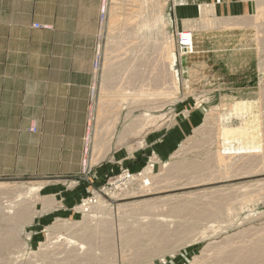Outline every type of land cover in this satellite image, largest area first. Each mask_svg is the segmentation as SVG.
Segmentation results:
<instances>
[{
	"label": "rangeland",
	"instance_id": "374dc122",
	"mask_svg": "<svg viewBox=\"0 0 264 264\" xmlns=\"http://www.w3.org/2000/svg\"><path fill=\"white\" fill-rule=\"evenodd\" d=\"M109 1L93 24L88 115L77 135L72 121L70 151L32 161L24 150L17 172L0 176V264H216L220 249L263 247L264 160L245 156L264 154L261 1L214 9L206 27L200 10L159 0V29L151 13L126 36L108 32ZM117 7L124 19L136 9Z\"/></svg>",
	"mask_w": 264,
	"mask_h": 264
},
{
	"label": "crops",
	"instance_id": "0c3cea01",
	"mask_svg": "<svg viewBox=\"0 0 264 264\" xmlns=\"http://www.w3.org/2000/svg\"><path fill=\"white\" fill-rule=\"evenodd\" d=\"M102 1L0 0V176L17 172L24 150L35 153L32 161L41 150L70 151L72 121L77 135L88 115L87 57ZM246 1L197 2L230 14Z\"/></svg>",
	"mask_w": 264,
	"mask_h": 264
},
{
	"label": "bare ground",
	"instance_id": "6f19581e",
	"mask_svg": "<svg viewBox=\"0 0 264 264\" xmlns=\"http://www.w3.org/2000/svg\"><path fill=\"white\" fill-rule=\"evenodd\" d=\"M116 1H121V0H116ZM197 1H199V0H175L174 2H175V5H179V6H181V5H184V4H189L190 5V7H187L186 8V11L188 12V13H192V14H195L196 12H195V10H200V20L202 21L201 23L204 25V26H206V27H211V26H214L215 25V20H212V19H210V17H209V14H212L213 12H214V10L212 9V8H209V7H205V6H203L202 7V5H199L198 4V2ZM246 1V0H245ZM261 1V5L264 7V0H260ZM111 4L113 3L114 5H112L113 7H110V11H109V17H108V32H109V34H113V33H116V34H118V35H121V36H126L127 34H128V28H129V26H130V24L133 26H135V27H137L138 25H141L140 26V30H142L143 28H144V23H146L147 21H148V19H145V16L147 17V16H149V14H153L156 18H155V24H156V28H158L159 29V27H160V18L158 17L159 15H160V12L157 14L156 12H157V9L160 7V4H159V0H124V1H122V3L121 4H117L116 5V7H115V3H114V1L113 0H110L109 1ZM255 2V1H254ZM263 2V3H262ZM118 3V2H117ZM198 4L199 5V7H197V8H193V7H191V5H193V4ZM249 4L250 3V1L249 0H247L246 1V3L245 4ZM107 0H104V2H103V11L106 13L107 11H106V7H107ZM137 4V5H136ZM158 4H159V7H158ZM121 6V7H128V6H131V7H134L135 8V6H136V9H131L130 11L132 12V14L130 13V17H129V15L128 16H125V19L124 18H122L121 17V14L119 13V10H122L121 8H119V7H117V6ZM254 6H255V4H254ZM145 7V8H144ZM255 8V7H254ZM125 9V8H124ZM178 9H180V8H178ZM182 9V11H184V9L185 8H181ZM215 9V8H214ZM161 10V9H160ZM125 11H129L127 8L125 9ZM156 14H157V16H156ZM258 16V15H257ZM256 16V17H257ZM264 16V15H263ZM140 17H141V19H140ZM214 17V16H213ZM261 17H262V15L259 17L260 19H261ZM134 18V19H133ZM135 18H137L138 19V21H136L135 20ZM159 18V19H158ZM256 19H258V18H256ZM262 19H263V17H262ZM229 20V19H228ZM251 20V19H250ZM131 21V22H130ZM240 21V20H239ZM242 21V20H241ZM244 21V20H243ZM262 21V20H261ZM264 21V20H263ZM142 22V23H141ZM184 22H187V23H189L188 21H184ZM256 22V21H255ZM245 23V22H244ZM250 23V22H249ZM262 23V22H261ZM248 24V23H247ZM251 24V23H250ZM242 25H243V22H242ZM252 25V24H251ZM227 26V25H226ZM246 26V25H245ZM148 26H146V28H147ZM138 29V28H137ZM121 30H123V31H121ZM201 30V29H200ZM114 31H118V32H114ZM132 31H134V29L132 30ZM145 32V29L142 31V33H141V35H144L143 33ZM157 37L158 38H160L161 36H162V33H161V30H157ZM124 34V35H123ZM182 34V33H181ZM264 34V33H263ZM133 35H135V34H133ZM180 35V34H179ZM133 37V36H132ZM123 38V37H122ZM128 39L130 38V37H127ZM264 38V37H263ZM126 39V38H125ZM125 39H121L120 38V40H119V42L120 41H122V40H125ZM128 39H126L127 40V42H128ZM111 40H115V39H110V40H108V41H111ZM143 40V39H142ZM179 40V39H178ZM117 41V40H116ZM144 41L145 40H143L142 41V43H144ZM148 41H150V40H148ZM259 41V40H258ZM114 42V41H113ZM118 42V41H117ZM118 42V43H119ZM147 42V41H146ZM152 42V41H151ZM263 42H264V39H263ZM148 43V42H147ZM155 43H157V44H155ZM155 45H158V42H156L155 41ZM162 43V42H161ZM172 43V42H171ZM115 45H117V44H115ZM121 45V44H120ZM164 45V44H163ZM179 45H180V49H181V51H183V52H185L186 54L188 53V51L189 50H192V46H193V43H192V39H191V35L190 34H188V33H186V34H182L181 35V37H180V41H179ZM145 46H147V45H145ZM144 46V47H145ZM173 46V45H172ZM111 47V46H110ZM109 47V48H110ZM155 47V46H154ZM117 48V47H116ZM120 48V47H119ZM166 48V47H165ZM169 48V47H168ZM146 51V50H145ZM164 51H166V49H164ZM168 51V50H167ZM116 53V52H115ZM166 53V52H165ZM156 55V54H155ZM163 55V54H162ZM166 55H167V53H166ZM169 55V54H168ZM110 56H112V55H110ZM114 56V55H113ZM117 56V55H116ZM105 58H107V57H105ZM110 58V57H109ZM117 58V57H116ZM115 58V59H116ZM158 58V57H157ZM108 59V58H107ZM112 59H113V57H112ZM115 59H114V61H115ZM171 59V58H170ZM118 60V59H117ZM156 61H157V59H155ZM107 61V60H106ZM109 61V60H108ZM107 61V62H108ZM155 61V62H156ZM168 61H170L169 59H168ZM106 62V63H107ZM112 62H113V60H112ZM111 62V63H112ZM120 62V61H119ZM148 62H150V61H148ZM147 62V63H148ZM161 62V61H160ZM151 63V62H150ZM150 63L148 64V66L150 65ZM152 64H154V63H152ZM170 64V63H169ZM108 65V64H107ZM110 65V64H109ZM133 65V64H132ZM161 65V64H160ZM111 66V65H110ZM152 66V65H151ZM147 67V66H146ZM154 66H152L151 68H153ZM142 68V67H141ZM150 68V69H151ZM149 69V68H148ZM137 70H139V69H137ZM136 70V71H137ZM153 70V69H152ZM154 71V70H153ZM138 72V71H137ZM145 72V71H144ZM155 72H156V69H155ZM154 72V73H155ZM174 72V71H173ZM135 73V72H134ZM149 73H151V70H150V72ZM158 73V72H157ZM148 74V73H147ZM151 74H153V72L151 73ZM156 74V73H155ZM133 75V74H132ZM154 75V74H153ZM148 76V75H147ZM147 76H146V78H147ZM151 76V75H150ZM135 77V76H134ZM137 77H139V76H137ZM144 77V76H143ZM172 77V76H171ZM149 78V77H148ZM159 78V77H158ZM139 79V78H138ZM160 79V78H159ZM172 79V78H171ZM134 80V79H133ZM143 80V79H142ZM136 81V80H135ZM150 81H151V79H150ZM154 81H152V83H153ZM104 83V82H103ZM133 83V82H132ZM151 83V82H150ZM149 83V84H150ZM151 83V84H152ZM157 83H159V81L157 82ZM106 85V84H105ZM154 85H155V83H154ZM154 85H152L153 87H155V88H158L157 86V84L154 86ZM107 86V85H106ZM105 86V87H106ZM133 86H135V85H133ZM151 86V87H152ZM108 87V86H107ZM146 88V85L144 84V86H141V88ZM113 88V87H112ZM144 88V89H145ZM148 88V87H147ZM146 88V90H147V92H148V89H150V85H149V88L147 89ZM154 88V89H155ZM106 88H104V90H105ZM109 89H110V87H109ZM144 89H142V90H144ZM175 89V88H174ZM107 91H108V89H106ZM111 90V89H110ZM109 90V91H110ZM140 91H142L141 89H139ZM106 91V92H107ZM145 91V90H144ZM160 91H161V88H160ZM103 92V91H102ZM101 92V93H102ZM110 92H112V91H110ZM161 92H163V91H161ZM177 92V91H176ZM115 93V92H114ZM135 93H138L137 91L135 92ZM140 93V92H139ZM104 94V93H103ZM108 94H110V93H108ZM149 94H150V92H149ZM129 95V94H128ZM152 95V94H151ZM105 96H107V95H105ZM263 96V95H262ZM101 97V96H100ZM147 99V98H146ZM149 99V98H148ZM147 99V101H149ZM152 99H154V98H152ZM103 101V100H102ZM137 102V101H136ZM140 104V103H139ZM114 114V113H113ZM211 114L212 113H210V115H209V117L211 116ZM213 115V114H212ZM261 117H263V116H261ZM147 119H149V118H147ZM158 119V118H157ZM141 120V119H140ZM153 120V119H152ZM213 120V119H212ZM154 122V121H153ZM152 122V123H153ZM114 122H112L111 124L114 126V124H113ZM117 123V122H116ZM143 124V123H142ZM146 123H144V125H145ZM104 125H106V124H104ZM103 127V126H102ZM112 127V126H111ZM127 127V126H126ZM143 127V126H142ZM103 128H105V126L103 127ZM139 128V127H138ZM144 128V127H143ZM103 130V129H102ZM141 130V129H140ZM144 130H145V128H144ZM129 131V130H128ZM130 132V131H129ZM140 132H142V131H140ZM140 132H138V131H136V133L138 134H140ZM263 134L261 135V140L264 142V122H263V124H262V131H261ZM108 133V132H107ZM135 133V134H136ZM107 135V134H106ZM132 136V135H131ZM136 136V135H135ZM264 144V143H263ZM138 146V145H137ZM137 148V147H136ZM246 156V159L248 160V158H249V156H250V158L251 159H249L248 161H250V160H258V159H260V160H264V154L261 156V157H259L258 158V155H257V157L256 158H254V157H251V155H248V154H246L245 155ZM214 160V159H213ZM245 160V159H244ZM253 160V161H254ZM210 161H211V158H210ZM215 162H217V164H219V165H221L222 163V161H220L219 163H218V159H217V161L216 160H214ZM174 163V162H173ZM221 163V164H220ZM180 164V163H179ZM178 164V165H179ZM216 165V164H215ZM171 166V165H170ZM169 166V167H170ZM180 166V165H179ZM196 166V165H195ZM173 167H174V169H176V167H175V165H173ZM172 167V168H173ZM173 169V170H174ZM167 170H168V168H167ZM170 171H172V169H170ZM174 172V171H173ZM167 173V172H166ZM155 177H154V175H153V179H154ZM147 180V179H146ZM157 181L159 180V178H157L156 179ZM143 181H144V179H143ZM146 182V181H145ZM155 183V182H154ZM151 189V188H150ZM144 191H145V189H143ZM142 190V191H143ZM140 192H141V190H140ZM143 193H145V192H143ZM142 195V194H141ZM227 198V197H226ZM229 198V197H228ZM227 198V199H228ZM231 198V197H230ZM222 199V198H221ZM221 199H219V200H221ZM211 200V199H210ZM224 200V199H223ZM231 200V199H230ZM226 201V200H225ZM202 202V201H201ZM217 202V201H216ZM222 202V201H221ZM206 203V202H205ZM213 203V202H212ZM218 203V202H217ZM195 204V203H194ZM223 204V203H222ZM187 205V204H186ZM196 205V204H195ZM200 205V204H199ZM202 205V204H201ZM215 205V204H214ZM218 205V204H217ZM219 205H220V203H219ZM198 206V205H197ZM213 206V205H212ZM222 206V205H221ZM220 206V207H221ZM226 206V205H225ZM192 207V206H191ZM205 207H206V205H205ZM218 207V206H217ZM216 207V208H217ZM190 208V207H189ZM214 207H211L210 209H212V210H214L213 209ZM187 209V208H186ZM203 209H205V208H203ZM203 209H201V210H203ZM221 209V208H220ZM224 209V208H223ZM189 210V209H188ZM200 210V211H201ZM219 210V209H218ZM222 210V209H221ZM190 211V210H189ZM195 211H197L198 212V210H196L195 209ZM209 211V210H208ZM207 211V212H208ZM192 212V211H191ZM210 212V211H209ZM215 212H217V211H215ZM189 212H187V214H188ZM199 213V212H198ZM197 213V214H198ZM206 213V212H205ZM210 213H212L213 214V211L212 212H210ZM202 214H203V212H202ZM201 214V215H202ZM207 214V213H206ZM205 214V215H206ZM205 215H203V216H205ZM218 215V214H217ZM197 216V215H196ZM195 216V217H196ZM209 216H211V215H209V213H208V217ZM215 216V215H214ZM195 217H193V218H195ZM199 217V216H198ZM206 217V216H205ZM207 217V218H208ZM218 217V216H217ZM216 217V218H217ZM229 217V216H228ZM201 218H202V216H201ZM200 218H198V220H199ZM228 219V218H227ZM202 220V219H201ZM201 220H199V221H201ZM218 220V219H217ZM225 220V219H224ZM195 221L197 222V220L195 219ZM228 221V220H227ZM203 222H205V220H203ZM218 223V222H217ZM188 227V226H187ZM84 228V227H83ZM185 228V227H184ZM188 230H189V228H188ZM211 230V229H210ZM184 231V230H183ZM190 232V231H189ZM190 234V233H189ZM203 234H205V233H203ZM203 234H201L202 236H203ZM218 235V234H217ZM86 236V235H85ZM186 236V235H185ZM201 236V237H202ZM206 236V235H205ZM84 237V236H83ZM86 238H88V237H86ZM206 238V237H205ZM251 239V238H250ZM256 239V238H255ZM83 240H85V239H83ZM241 240H243V239H241ZM249 240V239H248ZM260 240H261V238H260ZM259 240V241H260ZM264 240V239H263ZM67 241V240H66ZM230 241H232V239L230 240ZM69 242V241H68ZM233 242V241H232ZM247 242V241H246ZM255 242V241H254ZM253 242V243H254ZM258 242V241H257ZM263 242V241H262ZM215 243V242H214ZM236 243V242H235ZM243 243V242H242ZM253 243L251 244V245H246L245 247H243L244 249H240V248H238V247H236L235 246V248H238V249H232V250H230L229 251V249H228V251H224V250H222V249H220V251H221V253H219V254H221L222 255V257H220L219 259H217V260H219V262H216V264H264V245H263V247H261L259 244L261 243H259L258 245H253ZM71 243H69V245H70ZM230 244H231V242H230ZM238 244V243H237ZM236 244V245H237ZM250 244V243H249ZM257 244V243H256ZM263 244V243H262ZM215 245H217L218 246V244H215ZM215 245L213 246L214 247V249H215ZM221 245V244H220ZM233 245V244H232ZM238 245H241V244H238ZM160 246V245H159ZM234 246V245H233ZM211 247V246H210ZM212 247V248H213ZM220 248H221V246H219ZM211 250V249H210ZM226 250V249H225ZM219 251V249L216 251V252H218ZM216 254L217 253H215L214 254V256H216ZM218 254V255H219ZM208 259V258H207ZM196 264L198 263V261L196 262V260L194 261ZM200 262V261H199ZM213 262H214V258H213ZM212 262V263H213ZM194 263V264H195ZM202 263V262H201ZM208 263H210V260L208 261ZM199 264V263H198ZM215 264V263H214Z\"/></svg>",
	"mask_w": 264,
	"mask_h": 264
},
{
	"label": "built area",
	"instance_id": "2783aa9c",
	"mask_svg": "<svg viewBox=\"0 0 264 264\" xmlns=\"http://www.w3.org/2000/svg\"><path fill=\"white\" fill-rule=\"evenodd\" d=\"M33 28H36V29H43V28H45V27H43V26H41V25H38V24H34V25H33ZM29 131H30V132H33L34 130H33V129H30Z\"/></svg>",
	"mask_w": 264,
	"mask_h": 264
}]
</instances>
